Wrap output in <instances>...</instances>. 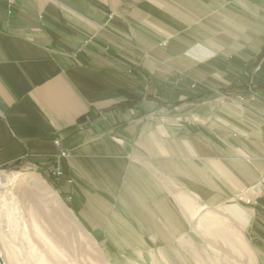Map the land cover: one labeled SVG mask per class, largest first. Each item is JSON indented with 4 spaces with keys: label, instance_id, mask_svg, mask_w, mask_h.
Masks as SVG:
<instances>
[{
    "label": "crops",
    "instance_id": "0c3cea01",
    "mask_svg": "<svg viewBox=\"0 0 264 264\" xmlns=\"http://www.w3.org/2000/svg\"><path fill=\"white\" fill-rule=\"evenodd\" d=\"M261 53L264 0H0V168L46 164L60 138L67 195L88 223L110 206L130 254L264 264Z\"/></svg>",
    "mask_w": 264,
    "mask_h": 264
},
{
    "label": "rangeland",
    "instance_id": "374dc122",
    "mask_svg": "<svg viewBox=\"0 0 264 264\" xmlns=\"http://www.w3.org/2000/svg\"><path fill=\"white\" fill-rule=\"evenodd\" d=\"M263 65L264 54L261 53L248 73L256 74ZM201 82L195 80L189 84V89L197 97L203 96V93L195 91ZM238 85L240 89L245 88L255 94L252 78L249 83L239 82ZM206 91L207 95L214 93L235 102L246 99L244 93L231 96L225 88H209ZM193 95L188 98L192 99ZM254 96L257 97L256 94ZM138 99L135 98V104ZM261 101L264 103V97ZM89 118L87 115L77 122L78 130L84 128L85 120ZM55 145L58 153L49 158L46 164L29 167L15 164L0 174V249L7 264L161 263L162 255L129 253L132 251L129 246L135 244L130 245L129 239L119 237L121 229L127 233V224L118 214L115 215L110 206L105 208V220L98 224L85 221L76 207L74 195H67L63 188V185L74 186L76 182L66 165L70 152L60 138L55 140ZM245 193H239L235 199L242 201L248 198ZM220 220V217H213L217 225H221ZM173 260L168 263H175L174 256Z\"/></svg>",
    "mask_w": 264,
    "mask_h": 264
},
{
    "label": "built area",
    "instance_id": "2783aa9c",
    "mask_svg": "<svg viewBox=\"0 0 264 264\" xmlns=\"http://www.w3.org/2000/svg\"><path fill=\"white\" fill-rule=\"evenodd\" d=\"M260 68V67H259ZM58 143V142H57ZM4 171V168H0V174ZM61 173V172H60ZM251 190L257 193V197L264 195V173L261 176V179L251 187ZM243 198V196H240ZM245 202L250 203H257V200H253L252 198H244ZM0 264H7L6 257L4 255V252L0 249Z\"/></svg>",
    "mask_w": 264,
    "mask_h": 264
},
{
    "label": "trees",
    "instance_id": "16d2710c",
    "mask_svg": "<svg viewBox=\"0 0 264 264\" xmlns=\"http://www.w3.org/2000/svg\"><path fill=\"white\" fill-rule=\"evenodd\" d=\"M120 105H121V106H125V107H126V106H134V105H135V100L131 101V100L128 99V100L125 101V102H121ZM81 119H82V118H81Z\"/></svg>",
    "mask_w": 264,
    "mask_h": 264
}]
</instances>
